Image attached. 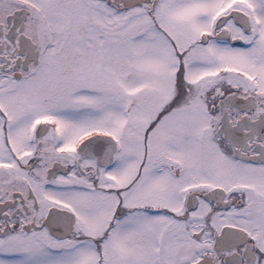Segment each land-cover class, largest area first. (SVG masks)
I'll use <instances>...</instances> for the list:
<instances>
[{
    "label": "snow or ice",
    "instance_id": "1",
    "mask_svg": "<svg viewBox=\"0 0 264 264\" xmlns=\"http://www.w3.org/2000/svg\"><path fill=\"white\" fill-rule=\"evenodd\" d=\"M0 264H264V0H0Z\"/></svg>",
    "mask_w": 264,
    "mask_h": 264
}]
</instances>
